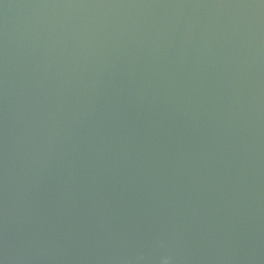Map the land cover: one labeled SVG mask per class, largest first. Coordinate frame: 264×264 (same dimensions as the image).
Here are the masks:
<instances>
[{
  "label": "water",
  "instance_id": "water-1",
  "mask_svg": "<svg viewBox=\"0 0 264 264\" xmlns=\"http://www.w3.org/2000/svg\"><path fill=\"white\" fill-rule=\"evenodd\" d=\"M264 264V0H0V264Z\"/></svg>",
  "mask_w": 264,
  "mask_h": 264
},
{
  "label": "clouds",
  "instance_id": "clouds-1",
  "mask_svg": "<svg viewBox=\"0 0 264 264\" xmlns=\"http://www.w3.org/2000/svg\"><path fill=\"white\" fill-rule=\"evenodd\" d=\"M162 264H172L170 257H165L162 261Z\"/></svg>",
  "mask_w": 264,
  "mask_h": 264
}]
</instances>
